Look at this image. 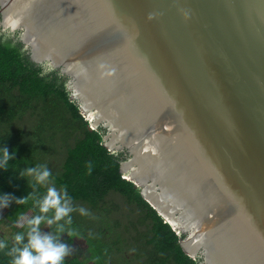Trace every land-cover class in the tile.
I'll return each instance as SVG.
<instances>
[{
	"label": "water",
	"instance_id": "obj_1",
	"mask_svg": "<svg viewBox=\"0 0 264 264\" xmlns=\"http://www.w3.org/2000/svg\"><path fill=\"white\" fill-rule=\"evenodd\" d=\"M200 264H264V0H0ZM185 236V238H183Z\"/></svg>",
	"mask_w": 264,
	"mask_h": 264
},
{
	"label": "trees",
	"instance_id": "obj_2",
	"mask_svg": "<svg viewBox=\"0 0 264 264\" xmlns=\"http://www.w3.org/2000/svg\"><path fill=\"white\" fill-rule=\"evenodd\" d=\"M68 81L58 71L31 63L21 43L0 36V149L14 153L9 167L0 168V199L11 197L8 207L0 209V221L10 224L0 223V239L11 248L12 237L24 231L15 226L14 215L30 219L38 214L36 201L54 185L71 198L76 211L70 214L71 226L65 227L89 247L93 264H200L185 254L180 236L121 172L127 152L112 153L105 147L104 127L91 131L70 97ZM40 165L50 170V180L29 187L20 170ZM33 191L32 199L16 204ZM80 208L88 214L81 215ZM10 259L0 251V264H10ZM83 259L73 255L64 264H85Z\"/></svg>",
	"mask_w": 264,
	"mask_h": 264
},
{
	"label": "clouds",
	"instance_id": "obj_3",
	"mask_svg": "<svg viewBox=\"0 0 264 264\" xmlns=\"http://www.w3.org/2000/svg\"><path fill=\"white\" fill-rule=\"evenodd\" d=\"M13 157L14 153L10 156L7 148L0 149V168L7 169L8 161ZM20 177L28 181L29 187L34 183L43 185L50 180L51 172L46 165L26 167L20 170ZM35 194V191L30 192L26 198L16 199L15 202L17 205H23ZM10 202L11 197L4 196L0 199V209L7 208ZM36 205L38 214L30 219L25 215H17V213L14 215L15 226L24 228V231L17 232L12 237L14 244L11 248L6 241H0V251H4L5 255L11 258L10 264H64V259L71 255L72 249L68 244L60 241V236L67 233L70 239L74 237L65 227L71 226L70 214L76 211L71 206V198L67 195L66 189H57L53 185L47 187L46 194L36 201ZM50 211H53L54 215L48 217ZM79 212L81 215L88 214L84 208H80ZM62 220L65 222L64 225L59 224ZM53 224L58 225L54 235L41 233L43 225L51 227Z\"/></svg>",
	"mask_w": 264,
	"mask_h": 264
},
{
	"label": "rangeland",
	"instance_id": "obj_4",
	"mask_svg": "<svg viewBox=\"0 0 264 264\" xmlns=\"http://www.w3.org/2000/svg\"><path fill=\"white\" fill-rule=\"evenodd\" d=\"M0 218H1V216H0ZM59 224L62 225L60 222H59ZM57 227H58L57 224H53L51 227H48L46 225V227H44L41 230V233L42 234L52 233L54 235ZM66 231H70L72 233V235L74 236L71 239L69 238L67 233H64L60 236V241L68 244L69 247L72 249L71 255H69L67 257H71L73 255H77V256L82 255L83 258H86V260H88L90 262V264H93V256L89 252V247L86 246V244H83V242L79 238H77L76 234L72 230L66 229ZM96 262H97V260H95V263Z\"/></svg>",
	"mask_w": 264,
	"mask_h": 264
},
{
	"label": "flooded vegetation",
	"instance_id": "obj_5",
	"mask_svg": "<svg viewBox=\"0 0 264 264\" xmlns=\"http://www.w3.org/2000/svg\"><path fill=\"white\" fill-rule=\"evenodd\" d=\"M2 18H1V14H0V36H6V37H10L12 38L13 40H17L18 37H19V34H14V32H12L11 30H4L3 29V26L1 25V21ZM45 69V68H44ZM201 261V260H200ZM201 263V262H200Z\"/></svg>",
	"mask_w": 264,
	"mask_h": 264
},
{
	"label": "crops",
	"instance_id": "obj_6",
	"mask_svg": "<svg viewBox=\"0 0 264 264\" xmlns=\"http://www.w3.org/2000/svg\"><path fill=\"white\" fill-rule=\"evenodd\" d=\"M2 218H0V220H1ZM4 221H5V223H6V225L7 226H9L10 224L8 223V221H6V220H3V221H0V223H4ZM0 241H2V239H0ZM83 263H85V264H90V262L88 261V260H86V259H83V260H81Z\"/></svg>",
	"mask_w": 264,
	"mask_h": 264
}]
</instances>
